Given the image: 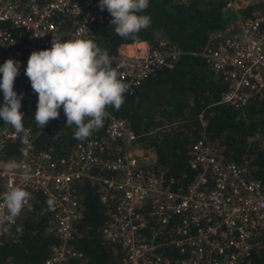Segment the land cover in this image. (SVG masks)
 Listing matches in <instances>:
<instances>
[{"label": "built area", "instance_id": "obj_1", "mask_svg": "<svg viewBox=\"0 0 264 264\" xmlns=\"http://www.w3.org/2000/svg\"><path fill=\"white\" fill-rule=\"evenodd\" d=\"M237 12L231 32L211 36L199 55L219 77V102L244 107L264 96V0ZM227 0L226 7L241 9ZM108 21L94 0H0V66L19 62L14 82L31 87L25 74L33 51L50 49L53 35L61 42L79 35L91 39L93 28ZM185 54L167 41L110 56L112 67L132 94L161 67ZM2 78V74H0ZM23 144L14 128L0 124V203L10 186H22L33 202L38 196L48 210L46 231L57 240L41 264H72L82 258L74 244L81 218L77 185L87 183L102 206L99 237L119 249L118 264H254L264 247V187L246 160L224 159L203 136L188 146L190 178L183 182L155 154L143 148L127 119L110 114L101 136L76 141L60 156L53 148L37 149V132L29 126ZM30 166L27 180L8 171L9 161ZM0 222V243L18 240L17 223L27 212Z\"/></svg>", "mask_w": 264, "mask_h": 264}, {"label": "trees", "instance_id": "obj_2", "mask_svg": "<svg viewBox=\"0 0 264 264\" xmlns=\"http://www.w3.org/2000/svg\"><path fill=\"white\" fill-rule=\"evenodd\" d=\"M226 1L149 0V7L142 14L151 17L150 26L136 34V38L128 39L115 33L111 14L105 9L102 12L108 15V21L93 28L91 40L107 49L109 56L121 44L139 41L152 47L163 40L185 52L170 67L159 68L132 94H124L119 111L107 109L110 114L128 120L141 146L153 150L157 165L166 167L175 178L183 175L181 181H187L191 176L187 167L188 146L203 136L224 159L246 160L251 175L264 187V96L244 107L220 103L223 85L219 77L199 55L186 53L201 51L214 33L224 32L232 17L226 12ZM94 2L100 10V0ZM13 90L18 96L23 93V125L37 132V149L52 147L54 155L60 156L78 141L73 138L75 125L66 127L63 106L59 117L40 129L34 118L38 94L32 87L15 82ZM3 103L0 91V106ZM105 123L106 119L103 127L91 136H101ZM77 190L81 218L75 224L78 236L72 242L82 252V258L72 264H118L119 249L99 237L102 206L96 192L85 182L78 184ZM30 205L31 210L16 224L22 228L18 240L0 243V264H41L50 247L57 243L46 231L49 213L39 197H34ZM253 256L254 264H264V247Z\"/></svg>", "mask_w": 264, "mask_h": 264}, {"label": "clouds", "instance_id": "obj_3", "mask_svg": "<svg viewBox=\"0 0 264 264\" xmlns=\"http://www.w3.org/2000/svg\"><path fill=\"white\" fill-rule=\"evenodd\" d=\"M149 7V0H100L101 11L107 10L112 17L115 33L125 39L136 38L142 29L151 24V17L142 14ZM50 49L33 51L28 59L25 74L31 87L38 94L35 122L43 129L50 120L57 119L63 106L66 127L75 125L74 139L84 141L94 131L103 127L110 116L108 107L119 111L124 103L128 85L118 78L112 67L107 49H101L93 40L79 35L61 42V36L53 35ZM19 62L8 59L0 66V91L3 105L0 120L11 125L23 144L29 142V129L23 125L24 113L20 111L23 93L13 90L19 74ZM8 171H20L25 180L30 174L26 162L9 161ZM32 195L22 186H10L0 203V222L18 217L28 207ZM47 210H54L55 200L49 197ZM18 231L22 228L18 227Z\"/></svg>", "mask_w": 264, "mask_h": 264}, {"label": "crops", "instance_id": "obj_4", "mask_svg": "<svg viewBox=\"0 0 264 264\" xmlns=\"http://www.w3.org/2000/svg\"><path fill=\"white\" fill-rule=\"evenodd\" d=\"M231 1H234L233 5H235V8L239 7V6H242V5L246 4V3H248V7L237 9V10L236 9H232L230 7H226V12L231 14L232 17L226 22L225 29H224L223 33L216 32L212 36H219V35L230 33L231 32V25H232V22H233L232 19H234L235 15L237 13L240 14L241 10H243V12L241 14H248V12L250 10V7H253L252 5L258 2L257 0H231ZM235 12H237V13H235ZM145 46H146V42H144V41L132 42V43H129V44H121L117 48V52H120V53H131V52H133V50H135L137 48H142V47H145ZM129 47H132V48H129ZM130 49H132V50L130 51Z\"/></svg>", "mask_w": 264, "mask_h": 264}, {"label": "bare ground", "instance_id": "obj_5", "mask_svg": "<svg viewBox=\"0 0 264 264\" xmlns=\"http://www.w3.org/2000/svg\"><path fill=\"white\" fill-rule=\"evenodd\" d=\"M129 48H132V47H129ZM132 49H130V51H131Z\"/></svg>", "mask_w": 264, "mask_h": 264}, {"label": "rangeland", "instance_id": "obj_6", "mask_svg": "<svg viewBox=\"0 0 264 264\" xmlns=\"http://www.w3.org/2000/svg\"><path fill=\"white\" fill-rule=\"evenodd\" d=\"M239 2V1H238ZM232 21H233V19H232Z\"/></svg>", "mask_w": 264, "mask_h": 264}]
</instances>
